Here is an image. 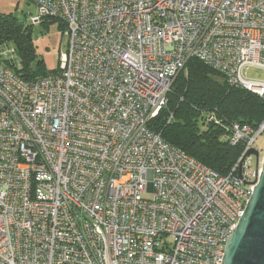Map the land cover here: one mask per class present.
Wrapping results in <instances>:
<instances>
[{"label":"built area","instance_id":"2783aa9c","mask_svg":"<svg viewBox=\"0 0 264 264\" xmlns=\"http://www.w3.org/2000/svg\"><path fill=\"white\" fill-rule=\"evenodd\" d=\"M30 2V24L60 21L68 51L26 80L0 46V264H222L262 172L248 153L264 118L227 127L242 145L227 175L149 123L192 58L264 101L245 76L264 70V0Z\"/></svg>","mask_w":264,"mask_h":264},{"label":"trees","instance_id":"16d2710c","mask_svg":"<svg viewBox=\"0 0 264 264\" xmlns=\"http://www.w3.org/2000/svg\"><path fill=\"white\" fill-rule=\"evenodd\" d=\"M31 25L24 27L13 16L0 13V46H15L20 66L12 62L8 65L26 80L57 71H48L44 60L38 58ZM37 59V68L33 70V61ZM211 112L216 113L222 124L205 122ZM263 118L264 101L259 96L231 86L222 73L192 58L187 63V72L181 71L176 78L167 106L150 121L149 127L215 172L227 175L242 153V145L233 146L224 140L227 127L238 122L256 128Z\"/></svg>","mask_w":264,"mask_h":264},{"label":"rangeland","instance_id":"374dc122","mask_svg":"<svg viewBox=\"0 0 264 264\" xmlns=\"http://www.w3.org/2000/svg\"><path fill=\"white\" fill-rule=\"evenodd\" d=\"M0 13L11 15L23 24L24 27L30 24L33 16L38 14V6L30 0H0ZM31 38L36 49L38 58L44 60L48 71L58 70L60 67L61 55L68 51V37L65 34V27L58 20L44 19L42 22L31 25ZM10 47L15 48L14 45ZM19 58L18 53L16 54ZM38 59L33 61L32 68H37ZM245 76L249 79L264 81V70L249 67L245 70ZM223 80V79H222ZM256 149L264 153V136L256 142Z\"/></svg>","mask_w":264,"mask_h":264},{"label":"water","instance_id":"95a60500","mask_svg":"<svg viewBox=\"0 0 264 264\" xmlns=\"http://www.w3.org/2000/svg\"><path fill=\"white\" fill-rule=\"evenodd\" d=\"M248 154L260 158V151ZM261 175L237 227L230 235L222 264H264V153Z\"/></svg>","mask_w":264,"mask_h":264}]
</instances>
